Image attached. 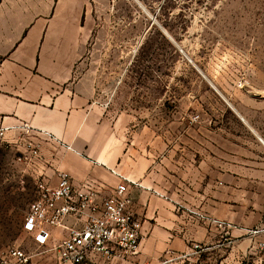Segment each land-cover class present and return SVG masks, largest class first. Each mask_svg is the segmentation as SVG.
I'll return each instance as SVG.
<instances>
[{
  "label": "crops",
  "instance_id": "obj_1",
  "mask_svg": "<svg viewBox=\"0 0 264 264\" xmlns=\"http://www.w3.org/2000/svg\"><path fill=\"white\" fill-rule=\"evenodd\" d=\"M97 1L0 0V126L33 129L40 158L23 164L37 182L56 186L67 173L99 201L123 179L132 183L138 253L90 254L86 264L243 263L264 242V94L243 84L223 91L228 81L205 78L172 125L109 119L90 47L88 8ZM25 139L11 132L7 148L25 153L15 145ZM50 232L32 264H61L51 249L68 230Z\"/></svg>",
  "mask_w": 264,
  "mask_h": 264
},
{
  "label": "rangeland",
  "instance_id": "obj_2",
  "mask_svg": "<svg viewBox=\"0 0 264 264\" xmlns=\"http://www.w3.org/2000/svg\"><path fill=\"white\" fill-rule=\"evenodd\" d=\"M88 14L100 100L120 125H172L205 78L264 94V0H98ZM19 156L0 149V256L48 243L23 230L37 180ZM262 262L264 242L241 264Z\"/></svg>",
  "mask_w": 264,
  "mask_h": 264
},
{
  "label": "built area",
  "instance_id": "obj_3",
  "mask_svg": "<svg viewBox=\"0 0 264 264\" xmlns=\"http://www.w3.org/2000/svg\"><path fill=\"white\" fill-rule=\"evenodd\" d=\"M194 119L198 120V117ZM14 131L26 136L24 141L15 143L25 148L18 161L30 164L33 159H39L40 146L32 140L35 136L33 129L26 124L0 126V149L12 145L9 134ZM130 184L123 179L111 196L99 201L90 184L76 188L67 173H59L56 186L40 180L37 182V197L26 215L23 230L36 235L41 244H45L51 237L50 229H67V237L51 249L58 252L61 264H86L90 254L104 257L120 253L135 255L140 246L141 223L131 210ZM191 213L202 217L196 212ZM69 218L83 223V226L67 228ZM214 223L223 230L230 227L224 222ZM202 252V247L194 246L193 255L199 256ZM0 264H32V256L18 248H10L0 256Z\"/></svg>",
  "mask_w": 264,
  "mask_h": 264
}]
</instances>
